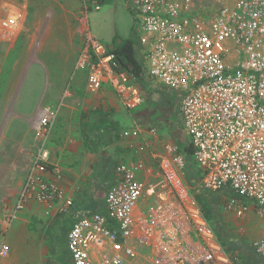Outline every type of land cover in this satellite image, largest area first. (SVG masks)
Returning <instances> with one entry per match:
<instances>
[{
    "label": "built area",
    "instance_id": "1",
    "mask_svg": "<svg viewBox=\"0 0 264 264\" xmlns=\"http://www.w3.org/2000/svg\"><path fill=\"white\" fill-rule=\"evenodd\" d=\"M99 3L85 1L84 9L99 10ZM126 5L134 15L132 40L143 73L178 94L192 152L186 155L168 142L153 170L141 158L118 163L104 212L77 217L67 231L72 264H130L138 257L148 264H235L190 194L187 159L198 186L219 195L222 211L242 218L252 203L262 231L251 247L264 262V0H227L213 8L202 0H126ZM21 21V12L0 19L1 36L19 31ZM86 21L76 62L86 69V90L109 87L126 110L138 108L144 101L140 80L119 68L110 48L90 33L87 15ZM61 105L42 107L34 123L38 144L30 166L14 203L0 210V257L10 253L6 233L27 202L44 204L47 215L53 205L63 212L72 204L59 182V165L49 161ZM146 129L134 124L121 133H154ZM145 147V141L137 144L136 152ZM143 171L149 173L146 180L138 177ZM144 197L155 204L135 211ZM168 200L175 205L169 215L163 212ZM154 222L152 243L145 223ZM147 246L152 248L145 255L140 251Z\"/></svg>",
    "mask_w": 264,
    "mask_h": 264
},
{
    "label": "crops",
    "instance_id": "2",
    "mask_svg": "<svg viewBox=\"0 0 264 264\" xmlns=\"http://www.w3.org/2000/svg\"><path fill=\"white\" fill-rule=\"evenodd\" d=\"M16 11L23 14L25 9L23 5L16 6L14 13H16ZM45 17L46 16L44 15L43 19L41 17L36 21L32 38L27 42L21 43L20 46L14 45L16 42L15 37H17V35L15 37H11L12 35L0 37L1 45L3 46L2 52L4 53L5 50V58L9 56L8 64L5 65L9 76H11L8 85L11 87L20 85L17 95L18 97H20V89L32 66H36L39 71L40 68L43 69V77L38 84L39 92L34 96L37 101H35L30 107H24L19 104V112L15 111L12 113L13 115L9 116L12 118L7 119V124L4 128V131L9 134V137L11 138L10 140L18 143V150L22 148L29 149L31 155L28 163L22 168L24 170L23 176L15 182L13 188L15 194L12 202L3 204L0 207V210L3 207L11 206L14 203L22 180L30 166L32 156L38 144V140L34 133V125L32 126V124L36 122L40 109L45 106H55L58 102L62 101L50 137L51 152L49 161L58 164L61 169V178L59 182L64 188L67 196L72 201L71 206L65 211L68 218L73 222L77 217L82 215L94 212H104L105 194L115 181V167L118 163H127L128 161L141 158L144 163L153 170L159 164L160 158H156V156L163 155V145L168 143L169 139L166 138L168 137L166 133H164V137H162V134L159 135L155 127H147L132 120V115H135L134 113L143 105L145 95L143 103L138 108L134 110H126L119 103L114 92L109 87H103L100 91L95 93L86 90L85 68H82L85 70V75L83 77L78 75L76 78H71L72 72L77 68L76 62L82 48V30L79 31V29L75 27L72 32L68 31L67 42L70 43L72 41L75 46V53L72 56H68L66 60H64V63H62V60L59 58L60 64L58 62L59 65H57V63L55 64L56 61H53L52 59V51L55 50V47L53 46L54 42L51 38V30L54 23L51 15L49 18ZM21 25V27L24 26V19L21 21ZM12 46H19V48L17 51L9 54ZM15 49L17 48H14L13 50ZM145 79H143L144 83H150V85L154 87L166 89L168 93H172L175 97H178L177 93L170 91L164 86L156 84L148 77H145ZM61 88L63 90H61ZM5 96L7 97L6 100L12 97L10 88ZM178 115L181 126L179 107ZM16 118L24 121L18 120L16 124L12 125L11 120ZM127 123L129 124L127 125ZM134 124L147 127L146 130H148V128H153L154 133H143L140 137L123 136L121 132L124 129L132 127ZM143 141H145L146 147L145 150L139 154L136 152V146L139 143H143ZM174 141L177 142L178 140L175 139ZM174 141H172L173 144L178 145ZM185 146L186 144L181 149L179 146L178 147L185 153ZM189 162H191V160L187 159V164ZM148 174V172L143 171L138 173V177L139 179L142 178L146 180ZM197 183L198 181L191 186L192 188H190L193 189V187L198 186ZM191 189L190 194L194 198ZM171 200L172 202L175 201L172 197ZM168 203L169 200L164 203L166 209L163 211L167 215H169L174 210L173 207H175V205ZM150 204H155V199L153 197H144L139 201L135 211L143 212ZM56 206L57 204L53 205L51 207V212L47 215L45 214L46 206L44 204L34 201H29L25 204L17 219V223L14 225L9 235L8 245L10 247V253L7 256L8 259H10L14 247L21 243L19 240L14 242L11 236L14 237L18 231H21L20 229H22L21 226L23 224H27L28 229L31 231L34 230L37 225L30 224L31 219H35L38 223H47L46 225H48L49 222H53L54 219H59L65 211L57 212ZM252 206L251 203L248 211L249 213L253 212ZM145 225L147 230L151 231L152 238L150 241L153 243L157 238V225L155 222L145 223ZM261 231L262 223L257 231L258 236L261 234ZM151 248L152 246L142 247L140 252L148 255ZM36 249L37 248L35 247V250ZM66 253L69 263L72 264L67 248ZM45 254H48L47 249L41 251L40 255L38 254V258L32 259L31 262L35 264L37 262L44 263L47 261H49V264L57 263L56 258H52V255H50L51 258H47ZM18 259L22 260V256ZM51 259H53V261ZM130 264L148 263L138 257Z\"/></svg>",
    "mask_w": 264,
    "mask_h": 264
},
{
    "label": "rangeland",
    "instance_id": "3",
    "mask_svg": "<svg viewBox=\"0 0 264 264\" xmlns=\"http://www.w3.org/2000/svg\"><path fill=\"white\" fill-rule=\"evenodd\" d=\"M85 1L88 0H0V19L16 14L17 11L14 13L15 7L23 5L25 9L23 13L25 15L22 14L24 26L21 27L22 25L20 24L18 26L19 33L15 31V34L11 36L15 37L17 35L14 45L20 46L21 43L27 42L32 38L36 21L41 17L43 19L44 15L47 18L51 15L54 23L51 30V38L55 47V50L52 51V59L56 61L55 64L57 62L60 64L59 58L64 63L68 56H72L75 53V46L72 41L70 43L67 42L68 31L72 32L75 27L79 31L85 29L87 27L86 15L90 33L109 48L114 41L118 42L135 37L134 15L127 7L126 0H99V10H94L92 6H87V11L84 9ZM225 1L227 0H202V3L213 8ZM19 46H12L9 54L17 51ZM14 48L17 49L13 50ZM2 51L3 46L0 41V207L3 204L12 202L15 194L13 190L15 182L23 176L24 170L22 168L28 163L31 155L29 149L22 148L18 150V143L10 140L11 138L4 131V128L7 124V119L12 118L9 116L13 115L12 113L15 111L19 112V104L24 107H30L37 101L34 96L39 92L38 84L43 77V69L40 68L39 71L36 66H32L20 89V97H18L20 85L13 87L8 85L11 76H9L5 65L8 64L9 56L5 58V50L4 53ZM58 63L57 65H59ZM78 75L83 77L85 70L76 68L72 72L71 78H76ZM139 85L145 91V101L138 111L134 113L135 115H132V120L147 127H155L158 134H162V137L166 133L168 136L166 138L169 139V142L175 139L178 140L174 142L181 149L187 143L188 137L180 126L178 97L168 93L166 89L154 87L150 83H144L142 80L139 81ZM9 88L12 97L10 96L11 98L6 100L7 97L5 95ZM62 88L61 90H63ZM18 120L24 121L19 118L12 119V125L16 124ZM211 195H213L214 200L220 199L218 194ZM214 207L217 209L213 222L214 228L220 234L223 240L222 245L232 260L236 264H264L250 245L251 240L258 236L257 231L261 226L258 216L254 212H247L244 217L237 218L222 211L218 203H215ZM71 222L72 220L68 218L66 211L63 212L59 219H54L48 225H46L47 223H38L35 219H31L30 224L37 225V227L31 231L28 229L27 224H23L21 231H18L14 237L11 236L14 242L19 240L21 243L14 247L10 259L8 257H0V264H35L31 260L38 258V254L40 255V252L44 249L48 251V254H45L47 258H51L50 255L53 256L52 258H56V264H70L65 248V235ZM16 223L17 220L13 222L6 233L5 240L7 244L10 232ZM35 247L37 248L36 250ZM21 256L22 260L18 259ZM51 260L53 261V259ZM36 264H49V261L44 263L37 262Z\"/></svg>",
    "mask_w": 264,
    "mask_h": 264
},
{
    "label": "trees",
    "instance_id": "4",
    "mask_svg": "<svg viewBox=\"0 0 264 264\" xmlns=\"http://www.w3.org/2000/svg\"><path fill=\"white\" fill-rule=\"evenodd\" d=\"M110 51L114 53L121 70H124L128 74L137 77L139 80L143 81V79H145L146 76L143 73L141 59L138 57L139 55L136 52L134 42L131 38L118 42L114 41L113 45L110 47ZM184 150L186 155H190L192 152L191 147L188 145L185 146ZM197 179V171L194 169L193 164L189 162L186 166V180L190 186H193L195 182H197ZM191 193L193 194L202 215L215 232L217 239L221 242V244H223V240L221 239L220 234L216 232L213 224L217 211V209L214 207V204L218 203L219 206L221 200H214L213 195L206 192L200 186L193 187V189H191Z\"/></svg>",
    "mask_w": 264,
    "mask_h": 264
}]
</instances>
